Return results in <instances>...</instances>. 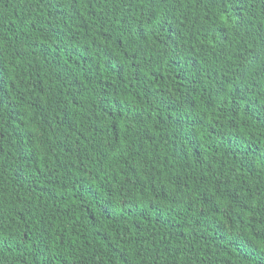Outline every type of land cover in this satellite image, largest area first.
<instances>
[{"label": "trees", "instance_id": "trees-1", "mask_svg": "<svg viewBox=\"0 0 264 264\" xmlns=\"http://www.w3.org/2000/svg\"><path fill=\"white\" fill-rule=\"evenodd\" d=\"M0 264H264V0H0Z\"/></svg>", "mask_w": 264, "mask_h": 264}]
</instances>
